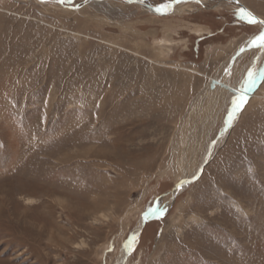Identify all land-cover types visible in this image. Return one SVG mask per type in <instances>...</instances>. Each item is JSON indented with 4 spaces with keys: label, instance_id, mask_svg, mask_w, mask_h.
<instances>
[{
    "label": "rangeland",
    "instance_id": "rangeland-1",
    "mask_svg": "<svg viewBox=\"0 0 264 264\" xmlns=\"http://www.w3.org/2000/svg\"><path fill=\"white\" fill-rule=\"evenodd\" d=\"M139 1L0 0V264H264V26Z\"/></svg>",
    "mask_w": 264,
    "mask_h": 264
},
{
    "label": "snow or ice",
    "instance_id": "snow-or-ice-1",
    "mask_svg": "<svg viewBox=\"0 0 264 264\" xmlns=\"http://www.w3.org/2000/svg\"><path fill=\"white\" fill-rule=\"evenodd\" d=\"M128 2H131V0H128ZM175 3H180L181 0H174ZM199 2V0H197ZM170 5H163L161 7H158L156 9L157 12L161 11H167ZM238 14L240 15L241 19L246 20L247 23L255 25V24H260L264 26V20H259L256 16L251 11H248L245 8H240L238 11ZM247 44L249 47H257L264 49V27L261 28L259 31L258 35H253L252 37L249 38L247 41ZM243 51V49H241ZM259 75H264V73L261 74H254L252 72L248 73V79L246 81V87L243 90L244 93L247 91H250L252 86L255 84L256 79L259 77ZM232 107L231 110L227 114V123L231 124L233 119L235 118L237 112H239L244 104L246 103V98L244 94H241L237 96L235 99L232 100ZM158 212L162 213V210L160 209H153L152 212L150 213L151 215H156ZM133 240H135V237H133ZM128 247L131 248V242H129Z\"/></svg>",
    "mask_w": 264,
    "mask_h": 264
},
{
    "label": "water",
    "instance_id": "water-1",
    "mask_svg": "<svg viewBox=\"0 0 264 264\" xmlns=\"http://www.w3.org/2000/svg\"><path fill=\"white\" fill-rule=\"evenodd\" d=\"M62 1H67V0H62ZM234 3L240 5L242 8H245L247 9L248 11H251L254 16H256L259 20H263L259 15H257L256 13H254L250 8H248L246 5H244L242 2H240L239 0H232ZM131 2H134V3H143L142 1H139V0H131ZM146 5V4H145ZM174 5H175V2L172 3L171 7H170V11H161V12H157L156 9L157 8H153L151 7V9H153L156 13L160 14V15H166L170 12L173 11L174 9Z\"/></svg>",
    "mask_w": 264,
    "mask_h": 264
},
{
    "label": "bare ground",
    "instance_id": "bare-ground-1",
    "mask_svg": "<svg viewBox=\"0 0 264 264\" xmlns=\"http://www.w3.org/2000/svg\"><path fill=\"white\" fill-rule=\"evenodd\" d=\"M240 2H242L243 3V1L242 0H239ZM177 4V3H176ZM244 4V3H243ZM245 5V4H244ZM240 91V90H239ZM242 91V90H241ZM207 159V158H206ZM188 183H186V182H183L182 184H180V185H178V187H177V189L175 190V192H174V194H176V193H178L179 191H181V190H183L184 189V187H185V185H187ZM149 216V215H148ZM153 216V215H152ZM147 218L146 217H143L142 219H141V221H140V223H139V225H138V228H137V232H136V235H138V233H139V231L142 229V227H143V224H144V222H145V220H146ZM130 249V248H129ZM128 252H129V250H128ZM127 252V253H128ZM126 253V254H127ZM127 256V255H126ZM125 259H123V261H124Z\"/></svg>",
    "mask_w": 264,
    "mask_h": 264
}]
</instances>
